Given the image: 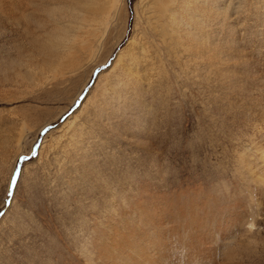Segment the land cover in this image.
Segmentation results:
<instances>
[{
  "label": "rangeland",
  "instance_id": "1",
  "mask_svg": "<svg viewBox=\"0 0 264 264\" xmlns=\"http://www.w3.org/2000/svg\"><path fill=\"white\" fill-rule=\"evenodd\" d=\"M152 3L0 0V264H88L152 198L159 264H264V0H179L166 36Z\"/></svg>",
  "mask_w": 264,
  "mask_h": 264
},
{
  "label": "bare ground",
  "instance_id": "2",
  "mask_svg": "<svg viewBox=\"0 0 264 264\" xmlns=\"http://www.w3.org/2000/svg\"><path fill=\"white\" fill-rule=\"evenodd\" d=\"M110 2V0H109ZM119 0H111V5L109 9H106L110 11L106 17H104L102 23H104L106 29L108 26L111 24V20L113 19V15L111 13L112 10L116 9L118 6L117 3ZM179 3V0H153L152 3V8L153 12H155L158 15L159 20H163L162 27L164 29L163 34L166 36V31H168L169 27L170 29H180L182 26L181 21H182V13L175 12V6L176 4ZM98 8V7H97ZM95 8V9H97ZM94 10V9H92ZM97 11V10H96ZM183 12V10H182ZM158 20V22H159ZM95 21V20H94ZM180 21V22H178ZM162 22V21H161ZM159 22V24L161 23ZM183 22V21H182ZM179 25L181 26L180 28ZM167 26V27H165ZM176 26V27H174ZM167 30H166V29ZM162 29V28H161ZM162 29V30H163ZM161 30V31H162ZM166 30V31H165ZM173 32H177L175 30H171ZM180 31V30H179ZM170 33V31H168ZM179 33V32H178ZM164 36V35H163ZM180 36V35H179ZM178 36V38H179ZM163 39V38H162ZM181 39V36L180 38ZM132 43V42H131ZM131 54V53H130ZM127 55V54H126ZM133 55V54H132ZM121 57V56H120ZM129 57V55H128ZM131 57V56H130ZM124 58V57H123ZM133 58V57H132ZM135 61V60H134ZM132 65V64H131ZM121 67V66H120ZM115 69V68H114ZM91 77V76H90ZM71 123V122H70ZM146 189V188H145ZM191 189V188H190ZM189 189V190H190ZM194 190V189H193ZM141 192V191H140ZM139 192V193H140ZM154 192V191H153ZM138 193V194H139ZM144 193V192H143ZM142 193V194H143ZM152 193V192H151ZM188 193V192H187ZM150 193H148L149 195ZM157 194V193H156ZM202 194V193H201ZM145 195V194H144ZM179 195V194H178ZM185 195V194H184ZM143 196V195H142ZM150 198L153 197V195H149ZM159 196V195H158ZM167 196V195H166ZM139 197V196H138ZM149 198V197H147ZM137 199V198H136ZM158 198H156L157 200ZM204 199V197H203ZM210 199V198H209ZM135 200V199H134ZM149 200V199H148ZM153 200L152 204L150 202H146V200H141V202L137 203L134 207L133 211V218L130 219L128 216H124L123 221H124V226H121L120 228L117 227L118 225H114V219L110 220L111 221V226L107 223L110 231L113 233L110 237L108 235L104 234L107 232L103 231L104 234L101 235L98 239L90 240L91 242L93 241L95 243L94 248L90 251V256L88 259V264H159L158 260L160 259L159 254L163 252L164 249H166V240L164 234H167L171 232L170 230L166 229L165 226V220H166V213H167V208H170L172 206V203L169 201H155V198H152ZM149 200V201H151ZM181 200V199H180ZM204 201V200H203ZM211 202V201H210ZM218 202V201H217ZM230 202V201H229ZM149 203V204H148ZM198 203V202H197ZM131 204V203H130ZM191 204V203H190ZM200 204V203H199ZM219 204V203H218ZM128 206V205H127ZM176 206V205H175ZM189 206V205H188ZM206 206V205H205ZM211 206V205H210ZM132 207V206H131ZM193 207V206H192ZM128 208V207H127ZM186 208V207H185ZM189 208V207H188ZM211 208V207H210ZM209 208V210H210ZM214 208V207H213ZM228 208V207H227ZM125 209V208H124ZM198 209V208H197ZM203 209V208H202ZM126 210V209H125ZM184 208H179L177 212V219L175 220L176 222H180V218L187 219L188 216L185 213ZM189 210V209H188ZM205 210V208H204ZM209 212V211H208ZM226 212V211H225ZM121 213V212H120ZM128 213V212H127ZM190 213V212H189ZM198 213V212H196ZM193 212L191 214L192 216V221L197 222L198 224L200 223V220L197 219L199 216ZM223 213V212H222ZM228 213V212H227ZM231 213V212H230ZM122 214V213H121ZM131 214V213H130ZM209 214V213H208ZM206 214V215H208ZM232 214V213H231ZM173 215V214H172ZM123 215H121L122 217ZM171 216V215H170ZM174 216V215H173ZM115 217V216H114ZM92 218V216H91ZM200 218V217H199ZM229 218V217H228ZM93 219V218H92ZM99 219V217H98ZM122 219V218H121ZM226 219V218H225ZM95 220V219H93ZM97 220V219H96ZM172 220V219H171ZM207 220V219H206ZM129 222V223H126ZM170 221V220H169ZM168 221V222H169ZM173 221V220H172ZM191 221V222H192ZM211 221V220H210ZM232 221V220H231ZM121 222V221H119ZM167 222V223H168ZM225 222V221H224ZM94 223V222H93ZM126 223V225H125ZM174 223V222H173ZM205 223V222H203ZM123 225V224H122ZM172 225V224H171ZM200 225V224H199ZM198 225V226H199ZM220 225V224H219ZM96 226V225H95ZM120 226V225H119ZM98 227V225H97ZM97 227L96 230H97ZM107 227V226H106ZM168 227V226H167ZM180 227V226H179ZM178 227V228H179ZM194 227V226H193ZM235 227V226H234ZM94 228V229H95ZM103 227H101L99 230H101ZM175 228V227H174ZM183 228V226H182ZM212 228V227H211ZM104 229V228H103ZM106 229V228H105ZM170 229V228H168ZM199 229V228H198ZM108 230V229H107ZM197 231V230H195ZM95 232V230H94ZM97 232V231H96ZM100 233V232H99ZM100 233V234H101ZM199 233V232H198ZM92 234V232H91ZM97 234V233H96ZM189 234V232H188ZM99 235V234H98ZM221 235V234H220ZM88 236V235H87ZM100 236V235H99ZM174 236V235H173ZM212 236V235H211ZM105 237H109L107 241L104 239ZM172 237V236H171ZM170 237V238H171ZM189 237V236H188ZM202 236L199 235V238ZM175 238V237H174ZM181 238V237H180ZM179 238V239H180ZM187 238V237H186ZM171 240V239H170ZM177 240V239H176ZM185 240V239H184ZM214 240V239H213ZM231 240V239H230ZM89 241V242H90ZM187 241V240H186ZM204 242V241H203ZM85 243V241H84ZM187 243V242H186ZM196 243V241H195ZM210 243V242H209ZM92 244V243H90ZM173 244V243H172ZM207 244V243H206ZM213 244V243H212ZM215 244V243H214ZM176 245V243H175ZM183 245V244H182ZM189 245V243H188ZM188 245L184 243V252L186 253V250L188 249ZM211 246V245H210ZM87 248H90L86 246ZM182 247V246H181ZM190 250L191 246L189 245ZM195 247V246H194ZM198 247V245H197ZM212 247H214L212 245ZM176 248V247H175ZM204 248V247H203ZM84 249V248H83ZM81 249V250H83ZM196 249V248H195ZM216 249V248H215ZM229 249V248H228ZM189 250V249H188ZM235 250V249H234ZM233 251V250H232ZM81 252V251H80ZM89 252V251H87ZM165 252V251H164ZM169 252V251H168ZM213 252V251H211ZM83 252H81L82 255ZM85 253V252H84ZM167 253V252H166ZM190 253V252H189ZM86 254V253H85ZM175 254V253H174ZM183 254V253H182ZM187 255V254H186ZM212 255V253L210 254ZM239 254L234 256V261L237 258ZM164 256V255H163ZM168 256V255H167ZM171 256V255H170ZM169 256V257H170ZM229 256V255H228ZM87 258V254L85 255ZM176 257V256H175ZM85 258V259H86ZM171 258V257H170ZM177 260H175V264H179L181 262L182 256L176 257ZM233 257L228 258V260H231V264L233 263ZM78 259V258H77ZM84 259V258H83ZM166 259V258H165ZM173 260V259H172ZM210 260V259H209ZM83 261V260H82ZM87 261V260H86ZM160 261V260H159ZM169 261V260H168ZM171 261V260H170ZM84 262V261H83ZM82 262V263H83ZM166 262V261H165ZM198 262V261H197ZM86 263V262H85ZM173 263V262H172ZM214 263V261H213ZM212 263V264H213ZM229 263V262H228ZM64 264V263H63ZM84 264V263H83ZM174 264V263H173ZM183 264V263H182ZM186 264V263H185ZM197 264V263H196ZM223 264V263H222Z\"/></svg>",
  "mask_w": 264,
  "mask_h": 264
},
{
  "label": "snow or ice",
  "instance_id": "3",
  "mask_svg": "<svg viewBox=\"0 0 264 264\" xmlns=\"http://www.w3.org/2000/svg\"><path fill=\"white\" fill-rule=\"evenodd\" d=\"M18 175L15 172V169L13 171V176L10 178V184L4 189V196H5V203L8 202V198L12 197L14 195L15 188L18 183ZM4 213L0 212V217H3Z\"/></svg>",
  "mask_w": 264,
  "mask_h": 264
}]
</instances>
